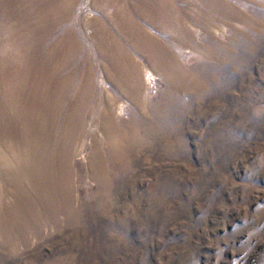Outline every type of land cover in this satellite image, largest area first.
Returning <instances> with one entry per match:
<instances>
[{
    "label": "rangeland",
    "instance_id": "1",
    "mask_svg": "<svg viewBox=\"0 0 264 264\" xmlns=\"http://www.w3.org/2000/svg\"><path fill=\"white\" fill-rule=\"evenodd\" d=\"M0 264H264V0H0Z\"/></svg>",
    "mask_w": 264,
    "mask_h": 264
}]
</instances>
